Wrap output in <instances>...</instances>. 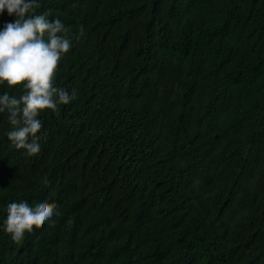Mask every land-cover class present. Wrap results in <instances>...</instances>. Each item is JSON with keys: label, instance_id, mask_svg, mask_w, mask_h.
I'll return each instance as SVG.
<instances>
[{"label": "trees", "instance_id": "trees-1", "mask_svg": "<svg viewBox=\"0 0 264 264\" xmlns=\"http://www.w3.org/2000/svg\"><path fill=\"white\" fill-rule=\"evenodd\" d=\"M35 14L70 25L55 75L78 98L41 109L31 154L0 114V264H264V0ZM25 196L57 214L16 239L2 224Z\"/></svg>", "mask_w": 264, "mask_h": 264}, {"label": "clouds", "instance_id": "clouds-1", "mask_svg": "<svg viewBox=\"0 0 264 264\" xmlns=\"http://www.w3.org/2000/svg\"><path fill=\"white\" fill-rule=\"evenodd\" d=\"M39 6L40 0H0V16L6 12L15 18L0 27V87L23 89L18 97L0 93V114H8L7 139L28 154L41 147V109L45 105L59 108L60 101L78 98L76 90L58 82L55 75L61 56L73 44L70 25L63 17L50 20L45 14H35ZM57 209L47 196L21 197L7 205L2 229L20 239L26 228L50 221Z\"/></svg>", "mask_w": 264, "mask_h": 264}, {"label": "bare ground", "instance_id": "bare-ground-1", "mask_svg": "<svg viewBox=\"0 0 264 264\" xmlns=\"http://www.w3.org/2000/svg\"><path fill=\"white\" fill-rule=\"evenodd\" d=\"M188 43V42H187Z\"/></svg>", "mask_w": 264, "mask_h": 264}]
</instances>
